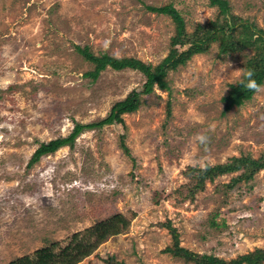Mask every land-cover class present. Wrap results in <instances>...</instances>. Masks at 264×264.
Here are the masks:
<instances>
[{"label": "rangeland", "instance_id": "obj_1", "mask_svg": "<svg viewBox=\"0 0 264 264\" xmlns=\"http://www.w3.org/2000/svg\"><path fill=\"white\" fill-rule=\"evenodd\" d=\"M227 1L231 14L264 30V0ZM169 4L189 33L225 19L211 0H0V264L66 246L116 214L128 228L79 264H195L167 250L172 230L181 247L227 262L264 250V169L247 179L241 167L202 186L195 177L243 155L264 157V92L228 111L223 101L252 48L223 53L213 43L169 70L170 97L156 87L123 116L125 127L86 129L29 164L42 143L105 119L145 82L130 68L86 76L94 64L76 47L155 66L175 24L147 7Z\"/></svg>", "mask_w": 264, "mask_h": 264}, {"label": "trees", "instance_id": "obj_2", "mask_svg": "<svg viewBox=\"0 0 264 264\" xmlns=\"http://www.w3.org/2000/svg\"><path fill=\"white\" fill-rule=\"evenodd\" d=\"M213 6H217L224 15V20L211 21L208 24H198L192 33L186 29V22L182 14L174 5L159 7L148 6L151 12L169 16L175 24V33L171 37L170 50L168 55L157 65L153 66L135 58H115L107 54L95 55L88 47L77 46V51L89 62L94 64V70L86 76L97 79L99 74L111 67L115 70L130 68L140 71L145 76V82L141 90H132L127 97L115 105L109 115L96 123H76L73 131L66 137H59L49 142L42 143L33 154L30 165L38 161L43 155L51 154L64 146L72 144L76 138L86 129L102 128L106 125L120 124L125 127L123 116L136 112L145 102L144 96L155 92L156 87L165 90L171 95V89L167 80L169 70H176L184 66L195 55L205 53L209 47L220 42V51L223 53L242 51L252 48L255 54L245 64V69L254 71V79L264 84V30L257 28L247 20L241 19L230 13V6L227 0H211ZM247 83L246 74L236 84L231 85L230 92L223 98L225 110L228 111L234 106H241L250 100L255 92L250 91L243 85ZM170 107V101L167 103ZM121 148L128 154L130 149L125 144V135L121 136ZM245 168L246 175L241 178H251L255 172L264 169V157L254 159L251 156L243 155L233 158L231 162L216 166H208L203 171V176L195 175L198 184L206 178L219 174ZM129 225L122 214H116L111 218L101 221L83 233L72 236L66 246L55 242L47 247L36 250L33 254L25 255L10 261L9 264H79L85 258L93 254L97 248L109 237L124 232ZM175 244L167 249L175 256L182 257L195 264H263L264 250L255 253L242 255L238 259L227 262L219 257L208 254H196L179 245L177 234L172 230Z\"/></svg>", "mask_w": 264, "mask_h": 264}, {"label": "clouds", "instance_id": "obj_3", "mask_svg": "<svg viewBox=\"0 0 264 264\" xmlns=\"http://www.w3.org/2000/svg\"><path fill=\"white\" fill-rule=\"evenodd\" d=\"M241 71H244L246 74V80L247 83L244 84V87H247L250 91H253L255 93H260V92H264V86H262L261 84H259L256 79H254V71L251 69H243ZM202 143H205L207 141V137L200 135L197 137Z\"/></svg>", "mask_w": 264, "mask_h": 264}]
</instances>
